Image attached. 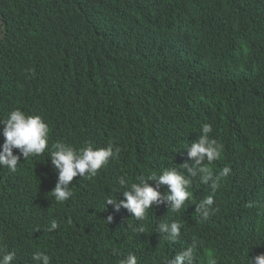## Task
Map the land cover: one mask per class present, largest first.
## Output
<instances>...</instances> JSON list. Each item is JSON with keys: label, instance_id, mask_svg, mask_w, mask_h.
Masks as SVG:
<instances>
[{"label": "trees", "instance_id": "obj_1", "mask_svg": "<svg viewBox=\"0 0 264 264\" xmlns=\"http://www.w3.org/2000/svg\"><path fill=\"white\" fill-rule=\"evenodd\" d=\"M16 108L43 117L49 150L21 156L15 172L0 166V247L13 264H34L36 251L51 264H119L129 253L165 264L194 239L197 264L264 253V0H0V120ZM205 123L222 145L213 175L230 169L214 193L196 178L180 212L164 201L143 221L105 205L124 198L121 177L191 167L185 146ZM56 142L119 153L96 176L74 177L60 203ZM209 195L217 210L205 219L196 206ZM174 220L175 244L157 231Z\"/></svg>", "mask_w": 264, "mask_h": 264}, {"label": "clouds", "instance_id": "obj_2", "mask_svg": "<svg viewBox=\"0 0 264 264\" xmlns=\"http://www.w3.org/2000/svg\"><path fill=\"white\" fill-rule=\"evenodd\" d=\"M0 134L4 141L0 145V166L7 167L15 172L20 162L29 157L40 156L49 150V125L43 117L38 114H26L19 108L11 110L5 119L0 120ZM212 132L210 124H203L201 133L190 145H186L187 156L192 159V166L187 162L181 167H166L158 173L152 172L148 175H140L135 181L129 183L127 178L121 177L118 180L120 188L123 189V199H119L115 192L105 200V205H112L115 212L121 208L127 210L136 220L146 219L147 212L154 204L170 202L169 208L172 212H180L184 208L185 202L192 198L189 191L193 180L198 178L202 183L209 184L214 193L218 187L219 177H226L230 169L226 166L219 177L213 175L210 165L220 159L222 145L215 139L210 138ZM18 150L17 152H14ZM119 153V148L108 144L105 147H94L91 143L79 150L63 142H56L51 145L48 157L54 170L58 173L55 186L51 193L57 202L63 203L68 200L73 192L70 188L74 177H94L98 171L106 165L110 158H114ZM187 169V174L183 171ZM155 181V186L148 181ZM166 186V191L161 193V186ZM213 195L207 196L196 206L197 212L203 217L208 218L217 209L213 207ZM110 223L113 216L109 214L106 218ZM58 223L55 220L50 222L49 231L55 230ZM182 224L179 221L161 222L158 224L157 231L165 234L164 238L175 244L180 238ZM139 233L144 232L143 226L133 229ZM200 242L193 240L186 247L178 251L174 258H168L165 264H197L198 249ZM16 254L0 247V264H13ZM34 264H51L50 257L42 251H36L32 255ZM119 264H138L135 254L129 253L121 258ZM208 264H218L215 257H211ZM246 264H264V253L257 254L253 258L247 259Z\"/></svg>", "mask_w": 264, "mask_h": 264}]
</instances>
